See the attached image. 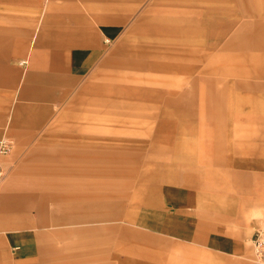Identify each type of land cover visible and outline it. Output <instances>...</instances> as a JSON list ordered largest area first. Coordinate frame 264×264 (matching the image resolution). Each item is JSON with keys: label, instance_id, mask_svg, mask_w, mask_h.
Instances as JSON below:
<instances>
[{"label": "rangeland", "instance_id": "1", "mask_svg": "<svg viewBox=\"0 0 264 264\" xmlns=\"http://www.w3.org/2000/svg\"><path fill=\"white\" fill-rule=\"evenodd\" d=\"M138 10L96 72L52 105L48 115L22 117L15 124L11 111L19 102L20 84L0 86V94L10 95L2 100L8 107L0 135L13 141L10 153L0 157L6 171L0 183V264L40 258L63 264H120L125 258L169 264L184 250L178 247L180 232L198 217H235L242 230L253 234L264 228V0H143ZM193 15L201 24L185 22ZM176 21L202 34L175 36L169 28ZM188 46L201 52L202 60L184 58L181 48ZM18 62L21 73L25 68ZM20 63L25 66L24 60ZM1 72L8 76L12 69ZM191 85L196 111L184 118L164 112L159 93L181 96ZM178 126L194 132L182 135L176 150L180 156L197 155L199 139L230 141L194 168L240 173L242 181L251 183L250 204L239 202V189L223 179H214L212 188L225 203L238 200L231 212L202 201L177 206L161 191L140 192L143 164L169 144L174 147L168 133ZM14 128L17 138L10 134ZM92 165L107 173L93 176ZM124 168L131 173L121 177ZM94 185L110 195L102 202L121 200L134 222H97V229L81 233H62V226L48 222L51 209L65 204L63 197H78ZM7 196L11 202H3ZM80 252L84 255L73 257Z\"/></svg>", "mask_w": 264, "mask_h": 264}, {"label": "crops", "instance_id": "2", "mask_svg": "<svg viewBox=\"0 0 264 264\" xmlns=\"http://www.w3.org/2000/svg\"><path fill=\"white\" fill-rule=\"evenodd\" d=\"M142 2L143 0H0V86L8 85L11 88L18 82L20 84L16 98L19 102L16 101L11 111L14 123L23 122L20 118L26 116L48 115L52 105L64 100L78 85L90 78L104 54L111 51L114 41L124 33L135 13H139L138 7ZM176 22V26L169 28L175 36L184 34L193 38L202 34L200 29L181 28L178 25L181 21ZM185 22L201 24L194 15ZM174 50L176 57H179L178 47L175 46ZM181 51H184V58L190 61L202 60V54L197 49L188 46L181 48ZM20 60H24V67ZM17 61L21 68H25L21 73L17 68ZM2 68L12 69V73L5 76L1 72ZM193 86L182 92L181 96L171 93V96L166 97L159 93L165 104L164 112L175 113L180 118L194 113L197 93ZM6 99H10V95L0 94V121L8 107L2 102ZM209 130L215 131L216 128L211 127ZM189 133L194 132L183 126L168 133L172 134L171 140L174 141L170 142L174 143V147L169 144L171 148H165L161 155H156L152 161L143 164L140 192L161 191L167 201L177 206L202 201L210 205H225L223 208L231 212L238 200L233 198L225 203L223 201L227 199L215 196L216 191L212 188L214 179H223L231 187L239 189L238 192L243 195L239 202L250 204L253 201L251 183L242 181L240 173L236 177L237 172L227 168L222 170L223 173L219 169L194 168L203 163L204 155L209 152L216 154L221 145L231 144L230 141L224 139L223 142L211 140L202 143L199 139L196 141L200 147L197 155L180 156L176 152L179 142L184 140L182 135ZM10 134L16 138L19 136L16 128ZM2 136L11 139L4 133L0 138ZM233 140L237 144V133ZM65 169L61 171L66 173ZM90 171H93V176L107 173L105 167L94 165ZM120 172L121 177L131 173L126 168ZM248 178L251 176L248 175ZM93 187L87 193L78 194V197H63L61 200L65 204L55 207V210L51 209L54 214L49 217L48 222L62 226V233L91 232L97 229V222H134L135 219L125 212L121 200H117V203L102 202L103 196L110 195L98 192L95 189L98 186ZM222 193H225L224 189ZM1 196L5 194L2 193ZM41 196L49 201L53 200L46 195ZM9 198L5 197L3 202H11ZM117 198H123V194ZM241 228L240 221L235 217H198L187 222L179 234L181 239L178 243V247L184 250H179L174 259L171 256L169 264H257L253 259L251 244L253 233ZM120 250L121 253L127 252L126 248ZM131 252L139 255L138 251ZM83 255L80 252L73 257ZM30 264L63 263L40 258ZM66 264L70 262L67 261ZM120 264L141 263L125 258Z\"/></svg>", "mask_w": 264, "mask_h": 264}, {"label": "built area", "instance_id": "3", "mask_svg": "<svg viewBox=\"0 0 264 264\" xmlns=\"http://www.w3.org/2000/svg\"><path fill=\"white\" fill-rule=\"evenodd\" d=\"M13 146V141L7 136H2L0 138V157L10 153ZM5 177V171L0 165V183ZM251 244L253 248V253L255 260L261 264H264V228L257 230L252 238Z\"/></svg>", "mask_w": 264, "mask_h": 264}]
</instances>
